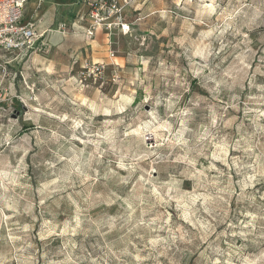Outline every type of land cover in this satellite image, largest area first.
Returning a JSON list of instances; mask_svg holds the SVG:
<instances>
[{"label":"rangeland","instance_id":"rangeland-1","mask_svg":"<svg viewBox=\"0 0 264 264\" xmlns=\"http://www.w3.org/2000/svg\"><path fill=\"white\" fill-rule=\"evenodd\" d=\"M138 1L0 79V264H264V0Z\"/></svg>","mask_w":264,"mask_h":264},{"label":"built area","instance_id":"built-area-1","mask_svg":"<svg viewBox=\"0 0 264 264\" xmlns=\"http://www.w3.org/2000/svg\"><path fill=\"white\" fill-rule=\"evenodd\" d=\"M77 5L86 7L81 20L89 22L84 31L89 39L99 31L117 32L120 36L131 35V24L127 21V11L134 5V0H78ZM30 0H0V79L11 78L12 63L25 61L33 55L49 51L46 32H40L33 21H25V12ZM64 32V23L59 24ZM14 56L13 59H10ZM114 56V54H112ZM98 67L104 68L103 63Z\"/></svg>","mask_w":264,"mask_h":264},{"label":"crops","instance_id":"crops-1","mask_svg":"<svg viewBox=\"0 0 264 264\" xmlns=\"http://www.w3.org/2000/svg\"><path fill=\"white\" fill-rule=\"evenodd\" d=\"M66 1L68 0H35V1L30 0V2L27 4L25 17H24L25 21L31 20L35 22L40 32H46V39L53 46H56V44H58L61 40H63V35H62L63 33L60 32L61 37L58 40V42H56L55 44L54 40L51 39L49 36L50 31L52 29H55L51 27L54 24L58 25L60 23H63L64 19L69 20L70 14L76 13L78 9L84 10L86 8L84 5L79 7V5L76 4V0H71L73 1V4L66 6L65 5ZM134 1L135 2L132 8H134V6L137 3H140V1L138 0H134ZM147 1H144L143 3H147ZM70 24H72V20L70 21ZM54 39H58V37H54Z\"/></svg>","mask_w":264,"mask_h":264},{"label":"bare ground","instance_id":"bare-ground-1","mask_svg":"<svg viewBox=\"0 0 264 264\" xmlns=\"http://www.w3.org/2000/svg\"><path fill=\"white\" fill-rule=\"evenodd\" d=\"M66 4V6H69V5H72L73 4V1H71V0H68V1H66L65 2ZM76 4H77V1H76ZM49 32V31H48ZM61 31L58 29V30H55V29H52L51 31H50V38L51 39H53L54 40V42H55V44H56V42H58V40L60 39V37H61V33H60ZM100 32V31H99ZM54 37H58V39H54ZM49 38V37H48Z\"/></svg>","mask_w":264,"mask_h":264}]
</instances>
